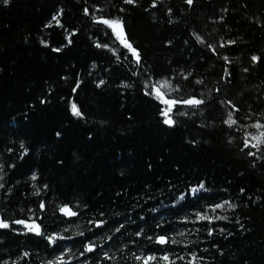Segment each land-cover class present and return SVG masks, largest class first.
Masks as SVG:
<instances>
[{
	"label": "trees",
	"instance_id": "obj_1",
	"mask_svg": "<svg viewBox=\"0 0 264 264\" xmlns=\"http://www.w3.org/2000/svg\"><path fill=\"white\" fill-rule=\"evenodd\" d=\"M93 16L123 19L139 67ZM165 80L179 88L166 98L205 102L177 105L172 127L162 122L163 105L145 95L146 84ZM257 124L264 126V0H0V217L26 219L32 209L44 232L65 237L49 244L13 224L0 230V264L61 256L65 264H142L135 256L159 258L162 249L184 257L176 264L193 253L195 264H264V145L243 143L264 131ZM201 182L208 191L196 199L189 189ZM181 194L187 199L177 201ZM224 201L236 207H207ZM62 203L80 205L79 215L63 216ZM194 211L228 219L192 223ZM99 220L106 226L89 223ZM156 234L179 243L147 239ZM89 239L97 247L85 260Z\"/></svg>",
	"mask_w": 264,
	"mask_h": 264
},
{
	"label": "snow or ice",
	"instance_id": "obj_2",
	"mask_svg": "<svg viewBox=\"0 0 264 264\" xmlns=\"http://www.w3.org/2000/svg\"><path fill=\"white\" fill-rule=\"evenodd\" d=\"M187 2L189 4L192 3V0H187ZM2 3L7 5L9 3V0H2ZM125 4H133L134 0H124ZM153 7H155V5H153ZM100 11H102V9H100ZM121 11H124V9L122 8ZM84 13L85 15H88L89 10L87 8L84 9ZM92 20L94 21V23L97 24H102L105 25L108 29H111L112 33L115 35L116 40L119 42V44L123 47V49H127L129 55L135 59V64L137 67L140 66L141 62H142V57L140 55V52L138 51V49L136 47H134L132 45V43H130L129 39L126 36L125 30H124V21L122 18L120 17H116V18H105L103 16L101 17H96L93 16ZM69 44L72 43L71 39H69ZM42 43H44L42 41ZM232 43H235V41H232ZM96 47H108L107 44L101 45L99 43L96 44ZM53 51L59 52L61 51V49L56 48L53 49ZM123 55V53H121ZM129 55H125L124 58L125 59H129ZM259 57L257 56H252V60L253 61H258ZM245 71H247V69H245ZM187 78V77H185ZM104 83L103 80H101L98 84L97 87H99L100 85H102ZM197 84H202L203 81L202 80H197L196 81ZM127 86V85H125ZM80 87V83L78 82L76 84V87L73 88V91H76V89H78ZM146 91H145V95L148 96H152L154 97L155 100H157L161 105H163V107L160 110V116L162 118V122L164 125L172 127L176 124V121L172 118V114L174 111V108H176L177 105L179 104H184V105H189V106H199L204 104V100L202 99H197L195 97H190V98H183V97H179V98H166V93L165 91H163L164 89H167L169 91H179V88H173L171 83L168 82L167 80L163 81V82H157L156 84H151L145 85ZM43 102V101H42ZM71 109H72V115L76 116V117H81L82 113L79 110V108L77 107V105L75 103H73L71 105ZM179 115H186V113L184 112H179ZM225 123H227L230 127L236 123L235 120H232L231 117L229 118V120L225 121ZM255 127H257L258 129L261 127H264L260 124L255 125ZM60 133H57V136H59ZM252 140L255 141V143H251L248 139V136L246 134L245 139H244V148H256L258 151L261 150V145H264V131H261L259 133V135L256 136H252L251 137ZM20 147L22 149H24V155L27 154V149L25 148L24 144L21 143ZM7 151L11 152L12 149L8 148ZM243 151V149H242ZM247 155L250 156H255L256 154L249 151L247 153ZM23 158V156H21V159ZM14 167V165H13ZM33 180L36 179V175L33 174L31 177ZM0 187H3L2 184H0ZM45 188H47V185H44ZM201 191H208L205 188V184L203 182L199 183L197 186L191 187L189 189V192L191 193L192 197L199 199L200 198V193ZM241 191H243V189H241ZM35 195L39 196L40 192L39 190H37L35 193ZM187 199V195L186 194H181L178 198L177 201H184ZM224 204H228L229 207L231 208H235L236 205L235 204H229L228 201H224L223 204L221 203H216L214 205H208L207 207L210 208L211 210L215 211V209H219L222 208L224 206ZM76 210H73V206L70 204H66V203H62L61 205L58 206V210L60 213L63 214V216L66 217H77L79 215L80 212V205H76ZM39 209L41 211L46 210V204L43 201H40L39 203ZM21 211H23V209H21ZM29 213H32V215H29L26 219L25 218H17V219H11V218H4V217H0V230H13L12 229V225H19V226H23V229L25 230L26 233H31L34 234L35 236L38 237H42L44 239H46L48 241L49 244H56L58 241L65 239V237L60 236L57 233H52V234H47L46 232H44L42 230V225L38 222H36V220H34L32 218L33 215H35V213L33 212L32 209H28ZM102 215V214H101ZM192 215L195 216V220L192 221V223H197L199 221H208L209 224L212 223L213 219H223L226 220L228 219L227 216H218V217H210L209 215H207L205 212L203 211H194L192 213ZM141 219H143V217H141ZM184 222L187 223L188 222V217L185 216L184 218ZM89 223L94 224V226L97 229H100L104 226H106L107 222L103 221V220H99V221H89ZM157 227H161V225H157ZM124 228L123 224H120V226L118 228L115 229L116 232H120V230ZM66 231V230H65ZM89 231H91V229H89ZM143 229H141L139 232L136 233L137 236H140L143 233ZM197 231H199V229H197ZM220 231H224L223 229H221ZM207 232L208 235L211 236L213 235V228H207ZM76 235L79 236H83L84 233L83 232H78L76 233ZM177 235L179 236H183L184 233L183 232H179L177 233ZM70 238V237H69ZM112 237H109V239H111ZM147 239L150 242H154L158 245L161 246H165L168 244H178L179 241L177 239H175L174 237H170L167 234H156L155 236H148ZM96 244L94 241L89 239V242L83 245V251L80 252V256H84L85 260H87V255L88 253H95L96 251ZM163 254L157 258V256L155 254H149L146 256H135V259L137 261H142V264H153V262L157 261V259H159V261L163 262V264H176V260H184L183 256H176L175 259L171 258L167 252V249H162ZM25 255H28V253H25ZM104 256L107 258L108 253H104ZM192 259L189 260L188 264H195L197 257L195 256V254H191ZM199 259H202L199 258ZM47 264H65V261L63 260L62 256L61 257H56L54 260H48Z\"/></svg>",
	"mask_w": 264,
	"mask_h": 264
},
{
	"label": "rangeland",
	"instance_id": "obj_3",
	"mask_svg": "<svg viewBox=\"0 0 264 264\" xmlns=\"http://www.w3.org/2000/svg\"><path fill=\"white\" fill-rule=\"evenodd\" d=\"M110 31H111V29H110ZM112 32V31H111ZM113 34V33H112ZM114 35V34H113ZM114 37H115V35H114ZM116 39V38H115ZM118 42V41H117ZM119 43V42H118ZM121 46V45H120ZM122 47V46H121ZM123 48V47H122ZM163 91H165V93H166V95H167V93H169V90H167V89H164ZM256 135H259V134H255V135H251L249 138L251 139V137L252 136H256ZM251 141L253 142V143H255V141L254 140H252L251 139Z\"/></svg>",
	"mask_w": 264,
	"mask_h": 264
}]
</instances>
